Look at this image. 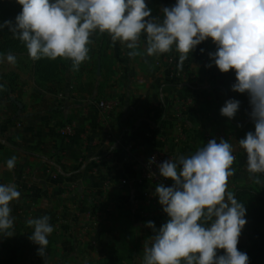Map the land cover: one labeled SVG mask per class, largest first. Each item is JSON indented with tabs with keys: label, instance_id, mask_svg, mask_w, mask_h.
I'll return each mask as SVG.
<instances>
[{
	"label": "clouds",
	"instance_id": "1",
	"mask_svg": "<svg viewBox=\"0 0 264 264\" xmlns=\"http://www.w3.org/2000/svg\"><path fill=\"white\" fill-rule=\"evenodd\" d=\"M22 6L15 22L6 20L13 37L38 61L69 60L73 71L89 60L95 33H107L112 44L119 42L129 58L179 54L177 69L183 70L190 53L211 38L217 46L210 59L221 73L235 71L233 92L247 93L249 116L255 130L238 141L246 153V170L254 183L264 182V0H176L153 17L145 0H17ZM203 51V49L201 50ZM17 64L8 52L0 63ZM207 67H212L208 64ZM0 85V88H3ZM241 102L228 99L220 114L233 119ZM236 146L211 139L189 156L168 159L158 165L159 175L171 186L155 187L158 203L168 219L153 230L143 249L141 264H249L246 252L238 249L246 225V208L232 191ZM16 156L6 162L15 168ZM154 162V160H153ZM21 193L14 182L0 184V235H14L15 217L10 204ZM50 217L27 219L29 239L39 245L37 254L47 255L48 237L54 231ZM223 250V254H218Z\"/></svg>",
	"mask_w": 264,
	"mask_h": 264
},
{
	"label": "rangeland",
	"instance_id": "2",
	"mask_svg": "<svg viewBox=\"0 0 264 264\" xmlns=\"http://www.w3.org/2000/svg\"><path fill=\"white\" fill-rule=\"evenodd\" d=\"M145 2L152 9V16L156 17L161 15L162 7L173 6L176 0ZM21 10L22 6L17 0H0V24L6 20L14 23ZM91 39L89 60L82 63L79 70L73 71L69 60L42 58L33 61L24 44L14 38L7 27L0 28V56L11 52L17 57L15 66L6 61L0 63V85L4 86L0 88V122L6 127L14 125L15 109L21 102L18 95L20 76L35 81L38 87L44 89L62 82L104 89L103 86L111 80H119L128 84L130 90L136 91L150 88L148 84L157 79L165 83L168 77L161 70L169 67L177 69L179 54L174 49L160 56L129 58L128 49L119 42L113 45L107 33L97 32ZM216 50L217 46L211 38L202 42L184 62L183 71L193 70L189 74L192 77L189 81L203 90L212 103L211 107L214 108L211 112L216 125L220 127L219 133L222 136H225V131L230 133L229 143L236 146L235 161L239 156L247 159L245 151L237 143L248 131L255 130L249 116V97L247 93L231 90V85L236 82L235 71H219L209 56ZM210 63L212 67H207ZM177 76L187 80L183 78L181 70ZM228 99L241 102L233 119L220 114L221 107ZM245 171L240 182L234 177L241 171H235L228 185V190L235 196L239 189L246 190L240 200L247 210V223L239 237L238 249L247 253L249 264H264V182L254 183ZM260 175L264 177V174ZM4 180L2 178L0 184L14 182L9 177ZM17 188L21 193L20 200L10 204L11 215L15 217L14 235H0V260L5 264H141L144 246L154 235L146 222L153 221L158 229L168 219L161 205L143 210L132 197L121 198V189L113 196L115 200L108 201L93 197L90 190L80 193L78 186L73 185L63 192L40 193L37 201L25 186L17 185ZM42 215L50 217L49 222L54 228L48 237L49 245L44 257L37 254L39 245L29 239L32 228L26 224L27 219ZM218 254H223V250H218Z\"/></svg>",
	"mask_w": 264,
	"mask_h": 264
},
{
	"label": "crops",
	"instance_id": "3",
	"mask_svg": "<svg viewBox=\"0 0 264 264\" xmlns=\"http://www.w3.org/2000/svg\"><path fill=\"white\" fill-rule=\"evenodd\" d=\"M161 72L168 77L165 83L157 79L150 88L136 91L119 80H111L104 89L66 82L44 89L20 76L21 102L14 125L0 122V180L11 178L37 201L40 193L63 192L74 185L80 193L90 190L93 197L108 201L121 189V198L132 197L143 210L159 206L158 199L140 195L138 164L154 150L176 159L193 154L211 139L229 142L230 134L219 133L212 103L189 81L193 70L181 71L187 80L178 77L174 67ZM96 100L115 105L105 112L94 105ZM70 124L73 134L66 139L61 130ZM12 156L17 161L10 171L6 162ZM239 157L232 165L241 171L234 177L238 182L246 173V158ZM123 178L129 183L123 185Z\"/></svg>",
	"mask_w": 264,
	"mask_h": 264
},
{
	"label": "built area",
	"instance_id": "4",
	"mask_svg": "<svg viewBox=\"0 0 264 264\" xmlns=\"http://www.w3.org/2000/svg\"><path fill=\"white\" fill-rule=\"evenodd\" d=\"M94 105L102 111H110L114 107V103H110L107 100H96ZM73 125H68L61 130V133L66 139H70L73 134ZM168 155L161 150H154L149 153L147 158L138 164L137 171L140 175V182L142 186L139 188V193L145 200H157L158 197L155 195V187L159 183H163L165 186H171L172 181L166 180L159 175L158 165L165 160H168ZM154 160V162H153ZM56 178V176H54ZM128 178H123L121 183L126 185L129 183Z\"/></svg>",
	"mask_w": 264,
	"mask_h": 264
},
{
	"label": "trees",
	"instance_id": "5",
	"mask_svg": "<svg viewBox=\"0 0 264 264\" xmlns=\"http://www.w3.org/2000/svg\"><path fill=\"white\" fill-rule=\"evenodd\" d=\"M243 194H246V190H243V188L239 189L237 194H236V198L241 202L240 200V197L243 195ZM0 264H5V263H2L1 260H0Z\"/></svg>",
	"mask_w": 264,
	"mask_h": 264
}]
</instances>
